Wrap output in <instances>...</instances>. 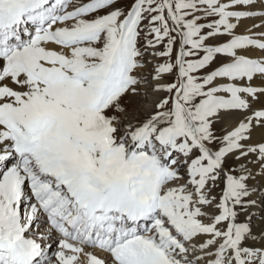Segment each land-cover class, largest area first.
Here are the masks:
<instances>
[{
    "label": "snow or ice",
    "instance_id": "1",
    "mask_svg": "<svg viewBox=\"0 0 264 264\" xmlns=\"http://www.w3.org/2000/svg\"><path fill=\"white\" fill-rule=\"evenodd\" d=\"M118 5L0 0V264H264V0Z\"/></svg>",
    "mask_w": 264,
    "mask_h": 264
},
{
    "label": "bare ground",
    "instance_id": "2",
    "mask_svg": "<svg viewBox=\"0 0 264 264\" xmlns=\"http://www.w3.org/2000/svg\"><path fill=\"white\" fill-rule=\"evenodd\" d=\"M246 23H252L250 21H247ZM255 139H259V135L257 134V136L255 137ZM262 183H264V181H261ZM250 183H254L253 181H250ZM255 199H259L258 196L256 197H253ZM256 211V216L253 218V221H252V225H253V228L254 230H259L262 226V218H264V212H261L259 210H255ZM241 220H243V217L241 216L240 217ZM245 243H248L247 241ZM55 246H53V250H54Z\"/></svg>",
    "mask_w": 264,
    "mask_h": 264
},
{
    "label": "rangeland",
    "instance_id": "3",
    "mask_svg": "<svg viewBox=\"0 0 264 264\" xmlns=\"http://www.w3.org/2000/svg\"><path fill=\"white\" fill-rule=\"evenodd\" d=\"M128 3H130V0H120V5L118 6H126ZM252 22V21H250Z\"/></svg>",
    "mask_w": 264,
    "mask_h": 264
}]
</instances>
